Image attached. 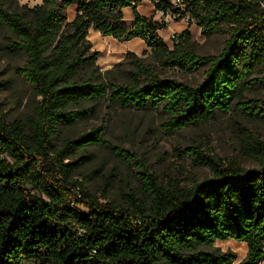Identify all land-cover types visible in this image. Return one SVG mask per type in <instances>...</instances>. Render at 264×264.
Wrapping results in <instances>:
<instances>
[{"label": "trees", "instance_id": "trees-1", "mask_svg": "<svg viewBox=\"0 0 264 264\" xmlns=\"http://www.w3.org/2000/svg\"><path fill=\"white\" fill-rule=\"evenodd\" d=\"M142 1L42 0L17 11L0 0L8 47L26 57L17 71L39 98L25 120L8 123L0 115V264H233L234 253L205 249L230 239L247 245L238 264L264 260L263 140L247 134L243 141L252 166L192 150L213 177L191 186L165 187L145 170L147 196L125 192L127 205L101 202L74 180V171L94 158L74 159L76 150L115 147L102 127L55 143L62 127L102 108L160 112L170 132L233 109L264 118V99L246 96L253 85L264 86L262 0H183L205 35L228 34L213 54H199L188 31L170 47L159 34L164 24L138 12ZM72 4L76 13L68 20ZM91 28L121 41L139 38L155 64L186 73L203 67L204 77L196 84L162 77L135 53L116 64L119 76L103 73ZM114 149L127 155L122 146Z\"/></svg>", "mask_w": 264, "mask_h": 264}, {"label": "rangeland", "instance_id": "rangeland-1", "mask_svg": "<svg viewBox=\"0 0 264 264\" xmlns=\"http://www.w3.org/2000/svg\"><path fill=\"white\" fill-rule=\"evenodd\" d=\"M7 6L22 11L23 6L33 7L42 0H5ZM264 6V0H262ZM138 12L164 24L160 36L173 47L171 35L188 31L192 44L199 54L218 53L228 34L214 32L205 35L202 28L193 21H186L178 12L166 18L151 0H143L138 5ZM76 6L66 7L68 20H72ZM133 18L131 7L124 8V19L129 24ZM88 39L91 50L98 51L97 64L101 72L114 69L116 64L126 58L129 53L142 57L155 70V73L167 78H176L196 84L204 77L205 68L186 73L178 68L163 67L155 64L149 57V48L140 39L121 41L112 36H104L91 28ZM7 33L0 26V115L6 122L25 120L33 113L37 103L36 95L29 82L17 71L26 62L23 53H17L8 47ZM247 100L264 99V86L253 85L246 92ZM167 117L154 111H140L134 108H102L98 116L77 120L70 127H62L55 139L59 146L65 137H76L90 131L93 127H102L105 137L114 144V148L122 146L128 150L123 156L115 153L116 149L108 146H87L75 152V158L87 154L93 159L74 171V180L81 183L82 188L99 198L101 202L116 201L127 205L125 192H131L145 198L146 192L144 171L156 176L157 181L165 187L191 186L205 178H212L210 169L198 164L197 150L201 155L220 159L223 163L236 160L244 166H252L253 161L243 148L247 134L264 141V118H254L244 111L233 109L228 114H220L214 120L199 126H190L175 132L165 128ZM68 161V160H66ZM36 194V191H34ZM42 195V194H41ZM78 196L81 193L78 191ZM205 249L220 253L235 254L233 264L244 262L247 256V245L236 240L215 241ZM25 264H33L26 262ZM264 264V260L261 262Z\"/></svg>", "mask_w": 264, "mask_h": 264}, {"label": "built area", "instance_id": "built-area-1", "mask_svg": "<svg viewBox=\"0 0 264 264\" xmlns=\"http://www.w3.org/2000/svg\"><path fill=\"white\" fill-rule=\"evenodd\" d=\"M151 2L155 4V6L158 8V10H160L162 14H166V18H169L173 13L178 12L179 14L183 15L184 20H194L190 13L185 11L183 0H151ZM178 37L179 34L173 33L171 35L172 42L177 41Z\"/></svg>", "mask_w": 264, "mask_h": 264}, {"label": "crops", "instance_id": "crops-1", "mask_svg": "<svg viewBox=\"0 0 264 264\" xmlns=\"http://www.w3.org/2000/svg\"><path fill=\"white\" fill-rule=\"evenodd\" d=\"M141 15H143V14H141ZM144 16H146V15H144ZM132 21H133V18H131V20H129V22H130L129 24H131ZM160 30H161V29H160ZM160 30H159V31H160ZM159 34H160V32H159ZM135 39H139V38H134V39H131V40H135ZM140 40H141V39H140ZM141 41H143V40H141ZM143 42H144V41H143Z\"/></svg>", "mask_w": 264, "mask_h": 264}]
</instances>
